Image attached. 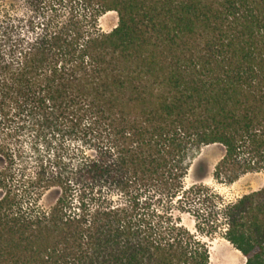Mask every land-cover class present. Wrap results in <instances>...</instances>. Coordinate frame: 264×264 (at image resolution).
<instances>
[{
    "label": "trees",
    "instance_id": "obj_1",
    "mask_svg": "<svg viewBox=\"0 0 264 264\" xmlns=\"http://www.w3.org/2000/svg\"><path fill=\"white\" fill-rule=\"evenodd\" d=\"M25 1L0 0V124L56 149L9 182L0 145V264H209L200 232L264 264V184L185 185L208 144L217 180L264 168V0Z\"/></svg>",
    "mask_w": 264,
    "mask_h": 264
},
{
    "label": "rangeland",
    "instance_id": "obj_2",
    "mask_svg": "<svg viewBox=\"0 0 264 264\" xmlns=\"http://www.w3.org/2000/svg\"><path fill=\"white\" fill-rule=\"evenodd\" d=\"M12 1V7L17 13H22L27 3L25 0H9ZM8 2V0H7ZM117 15L114 11H107L99 16L98 24L102 31H110L116 24ZM13 126V125H12ZM10 126L9 128H12ZM8 128L0 124V145L7 147L12 152H17L20 157L16 156L12 164L11 173L7 176V181L15 182L23 174L34 173L38 165L47 162L55 153L56 144L47 146L43 143H33V133L30 129H22L17 135L7 136ZM64 149L74 151L78 147V140L66 137L63 141ZM1 147V146H0ZM224 153V148L220 144H208L203 146L197 156L194 158L187 175L185 177V185L203 184L214 192H216L225 203L235 201L244 194H248L262 187L264 184V168L256 172H247L240 175L231 182L217 180L213 173L215 165L220 160ZM1 154V153H0ZM65 157L66 153H63ZM2 161H0V166ZM8 171V170H7ZM23 173V174H22ZM45 194H47L45 196ZM40 201L47 205L55 198L54 192H45ZM184 224L192 231L194 219L190 214H182ZM202 240L208 245L209 251H214L212 260L209 264H242L244 256L219 232L209 236L205 233H199ZM220 257H217V253ZM227 259V260H226Z\"/></svg>",
    "mask_w": 264,
    "mask_h": 264
},
{
    "label": "bare ground",
    "instance_id": "obj_3",
    "mask_svg": "<svg viewBox=\"0 0 264 264\" xmlns=\"http://www.w3.org/2000/svg\"><path fill=\"white\" fill-rule=\"evenodd\" d=\"M214 253H215L214 251H209V261L212 260ZM216 253H217V254H216L217 257H220V256H219L220 254H218V252H216ZM226 260H227V259H226Z\"/></svg>",
    "mask_w": 264,
    "mask_h": 264
}]
</instances>
